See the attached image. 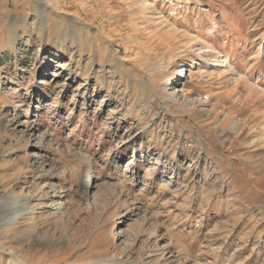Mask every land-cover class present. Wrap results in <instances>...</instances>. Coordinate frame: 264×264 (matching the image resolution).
I'll use <instances>...</instances> for the list:
<instances>
[{
	"label": "rangeland",
	"instance_id": "obj_1",
	"mask_svg": "<svg viewBox=\"0 0 264 264\" xmlns=\"http://www.w3.org/2000/svg\"><path fill=\"white\" fill-rule=\"evenodd\" d=\"M0 264H264V0H0Z\"/></svg>",
	"mask_w": 264,
	"mask_h": 264
},
{
	"label": "bare ground",
	"instance_id": "obj_2",
	"mask_svg": "<svg viewBox=\"0 0 264 264\" xmlns=\"http://www.w3.org/2000/svg\"><path fill=\"white\" fill-rule=\"evenodd\" d=\"M213 66V65H212ZM182 76L181 77H183V76H186V73H185V71H184V73L183 74H181ZM6 206H8V207H11L13 204H11L9 201H6ZM59 205V207H58V209L61 207L60 205H62V204H58ZM62 208V207H61ZM19 216H21V211H16V210H14L13 212H10V214H9V218L8 219H6V222L8 223V222H10V221H12V220H14V219H16V218H18ZM98 263V262H97Z\"/></svg>",
	"mask_w": 264,
	"mask_h": 264
}]
</instances>
